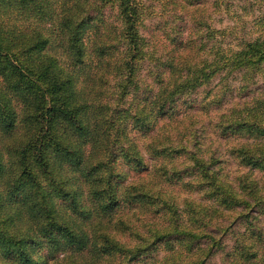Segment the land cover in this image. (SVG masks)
I'll list each match as a JSON object with an SVG mask.
<instances>
[{
  "label": "trees",
  "instance_id": "obj_1",
  "mask_svg": "<svg viewBox=\"0 0 264 264\" xmlns=\"http://www.w3.org/2000/svg\"><path fill=\"white\" fill-rule=\"evenodd\" d=\"M176 1L193 30L148 79L141 0H0V264H264V90L217 121L233 176L177 118L213 77L264 79V13L226 46L203 0Z\"/></svg>",
  "mask_w": 264,
  "mask_h": 264
},
{
  "label": "rangeland",
  "instance_id": "obj_2",
  "mask_svg": "<svg viewBox=\"0 0 264 264\" xmlns=\"http://www.w3.org/2000/svg\"><path fill=\"white\" fill-rule=\"evenodd\" d=\"M203 1L207 9L205 16L208 22L214 28L223 30L224 45H235L243 38H252L258 34L257 21L264 13V0ZM141 2L144 6V21L140 30L146 36L149 48L155 56L152 61L146 60L141 73L150 79L149 68H154L155 60L161 62L176 53L179 44L193 28L191 20H188L187 12L176 0H141ZM105 13L111 17L115 15L110 5L106 7ZM240 76L241 74L237 72L228 76V79L224 81H220L219 76L213 77L210 83L198 87L191 95L181 98L177 109V118H181L184 125L192 127L193 135H188L186 139L189 148L191 150H195L196 147L200 148L198 154L206 158L208 156L217 157L219 162L216 165L221 166L223 171L225 170L230 176L241 169L228 151L235 140L227 139L220 134L217 121L220 114L235 102H241L264 90V79L262 78L240 89ZM140 142H142L141 138ZM145 156L150 162L148 154ZM175 160L176 166L180 168L185 158L178 157ZM133 175L130 179H137L138 176L134 173ZM142 175L147 177L146 174ZM187 178L189 177H185ZM164 186L172 190L178 202H181L185 196L193 198L200 196L197 191L186 189L178 184L166 183ZM222 225L227 230L222 233L221 237L226 247H229L236 232L243 230V224L239 221L231 222V219H223ZM162 253L163 251L159 255ZM221 263V252H217L207 261V264ZM133 264L145 263L137 261Z\"/></svg>",
  "mask_w": 264,
  "mask_h": 264
}]
</instances>
